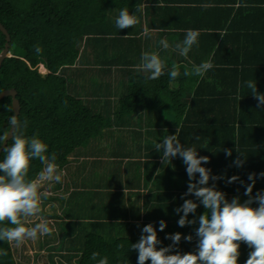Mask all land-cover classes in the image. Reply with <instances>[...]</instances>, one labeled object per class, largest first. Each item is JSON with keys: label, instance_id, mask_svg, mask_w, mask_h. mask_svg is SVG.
Here are the masks:
<instances>
[{"label": "trees", "instance_id": "trees-1", "mask_svg": "<svg viewBox=\"0 0 264 264\" xmlns=\"http://www.w3.org/2000/svg\"><path fill=\"white\" fill-rule=\"evenodd\" d=\"M142 1L0 0V22L11 36L10 56L0 66V92L16 89L20 102L17 119H27L26 136L39 133V138L48 146L46 155L56 154L60 170L70 171L71 158L76 155L101 157L104 153L100 146L102 138L113 135V128L124 126L128 123L127 117H133L139 110L161 112L160 122H157L160 137L156 141H146L147 156L152 159V169L147 174L150 179L140 180L135 173L125 175L123 181L118 179L125 177L113 174L107 185L105 181L102 189L94 190L90 195L93 201L86 204V216L83 215L85 207L80 203L77 213H65L61 199L65 196L71 199L76 194L79 198L85 197L88 190L84 166L80 164L77 171H72L78 180H72L73 192L62 196L48 194L45 199L59 200L61 211L48 215L64 218L57 223L62 229V239L52 248L57 251L63 245L69 253L67 258H75L74 264H95L91 260L93 252L107 256L109 264H137L138 252L128 249L148 223H154L157 229L161 241L158 248L172 243L165 238L167 234L180 232L181 241L173 252L197 250L195 229L199 226L198 219L196 224L180 227L178 220L183 213L175 212L184 199H195L191 195L183 197L189 179L186 165L178 156L159 161L161 152L154 148L155 143L175 134L176 127L180 129L181 143L195 145L198 155L209 157V163L203 166L210 168L213 175L225 177L216 181V185L229 200L237 195L241 202L246 200L248 175L264 171V106L257 108V99L245 85L250 73L260 74L257 90L264 93V66H259L264 60L254 55L257 52L264 54V6L251 4V1L259 3L263 0H163L165 7L162 8L156 7L157 3L147 4L144 18L148 28L166 29L169 34L180 36H185L188 29L199 30L198 43L191 48L198 64L205 59L203 52H212L210 60L215 66L203 77L186 76L174 90L168 89L169 72L173 64L178 63L166 67L159 79L146 81L149 73H142L139 68L140 45L134 41L130 45L122 43L130 40L136 30L134 27L119 30L115 25L122 8L127 7L130 13H135L136 5ZM209 5H213L210 8L213 23L209 25L206 17V25L199 24L198 17ZM184 12L187 17H183ZM240 18H246L245 26L236 23ZM253 18L258 19L259 24L248 25ZM126 33H130L128 39ZM219 33L225 35L221 37ZM204 38L211 39L208 49L204 47ZM5 43L6 36L0 30V52ZM34 46L41 51L37 53ZM129 50L134 53L132 56V53L127 55ZM242 56L256 57L257 60L250 61V64L257 63L255 68L248 67L249 61L245 59L240 61ZM40 63L47 69L45 73L40 72ZM118 67L122 68L123 79L112 73L105 76L108 70L110 73ZM182 68L179 65V69ZM238 86L239 95L243 97L240 101L236 98ZM12 115V97L6 96L0 100V136L8 133ZM196 136L199 139H195ZM11 143L9 139L7 145ZM237 145L246 158L243 167L239 168L232 164L238 155ZM223 149H232V156L226 157ZM116 153L119 157L128 154L121 148ZM4 155L1 151L0 160ZM116 160L113 170H117L123 161L121 158ZM43 167L38 159H32L28 178L37 179ZM106 169L112 170L108 166ZM233 175L240 179L226 183V178ZM149 183L152 187L147 186L148 189L140 193L138 188L143 185L145 188ZM212 183L210 179L209 184ZM56 186L60 183L54 188ZM257 191H264V178L259 176L252 194ZM256 206L254 203L253 207ZM204 211L203 205L198 204L195 214L189 213L188 219H193L194 215L198 218ZM161 219L166 221L163 231L159 230ZM11 226L7 221L0 224V227ZM189 234L193 239L184 240L183 237ZM121 244L123 248H118ZM0 249H6L8 253L0 255V264H19L12 245L0 241ZM250 251L246 243H240L238 264H245ZM53 256L50 254V260L57 264Z\"/></svg>", "mask_w": 264, "mask_h": 264}, {"label": "clouds", "instance_id": "clouds-1", "mask_svg": "<svg viewBox=\"0 0 264 264\" xmlns=\"http://www.w3.org/2000/svg\"><path fill=\"white\" fill-rule=\"evenodd\" d=\"M146 6V4L136 5L135 13H130L127 7L122 8L115 20L116 27L119 30L135 27L140 22V17L145 14ZM156 7H165L163 0H157ZM219 34L221 37L225 35V33ZM143 35H149L147 26L143 29ZM199 36V30H186L182 43L175 45L179 55L187 58L193 45L198 43ZM159 43L163 49L170 47L166 38L161 39ZM34 47L37 53L41 51L38 46ZM42 65L39 64L40 72ZM214 66L211 60L193 65L191 70L185 66L184 76L203 77ZM165 68V60L158 52L142 53L140 69L149 73L145 77L146 81L159 79L164 75ZM46 71L43 70L42 73ZM169 76L173 80L180 76L178 65L173 64ZM245 85L257 99V108L264 106V93L257 90L256 80L245 81ZM236 98L238 101L243 98L239 95V86ZM9 124L12 129L11 145L6 143L9 139L7 134L0 136V142H4L0 150L5 153L4 158L0 160V224L7 221L12 226L0 227V241L20 246L26 239L36 240L38 236L53 234V228L50 227L53 222L47 218L41 217L32 227H26L25 222L32 223L29 218L41 212L42 199L48 197L47 191H40L43 182L61 183L65 173L60 170L54 152L46 155L48 146L39 138V133L31 137L26 136L27 119L21 121L13 115ZM179 132L180 129L176 127L175 134L168 135L162 142L155 143L154 148L161 152L163 162L178 156L186 165L189 179L183 197L191 195L195 199H184L183 204L177 207L175 212L183 213L178 220L180 227L196 224L198 219L199 226L195 229L198 238L197 250L185 253L173 252L181 241L180 232L167 234L165 238L170 239L172 243L158 248L157 245L161 244V241L158 239L157 229L154 223H148L143 226L139 239L130 244L128 251L138 252L137 264H146L149 260L151 264H238L239 247L243 242L251 249L245 264H264V191L252 194L258 176L264 178V171L248 175L250 183L247 184L244 192L248 197L246 200L241 202L239 195L229 200L225 192L219 190L216 185V181L225 177L213 175L210 168L203 166L209 163V157L198 155L195 145L185 146L181 143ZM195 139H199V136ZM223 151L226 157L232 156V149H223ZM235 151L238 155L232 164L238 168L243 167L246 158L240 152L238 145ZM32 159H38L44 166L39 173V180L28 178ZM197 174H199L198 179ZM210 179L213 181L212 184H209ZM239 179L238 175H233L226 178V183L231 184ZM240 182L244 183V181ZM64 199H67V196ZM254 203L258 206L253 207ZM198 204H202L205 211L198 218L194 215L193 219L189 220V213L195 214ZM165 227L166 221L161 219L159 230L163 231ZM183 239L191 241L193 237L189 234ZM117 247L123 248V245ZM7 254L6 249H0V255ZM91 260L95 261V264H109L108 257H101L98 252L91 254Z\"/></svg>", "mask_w": 264, "mask_h": 264}, {"label": "crops", "instance_id": "crops-1", "mask_svg": "<svg viewBox=\"0 0 264 264\" xmlns=\"http://www.w3.org/2000/svg\"><path fill=\"white\" fill-rule=\"evenodd\" d=\"M252 2L253 1H251V4H255L254 6H259V7L264 6V0L259 3H256V1H254L255 3H252ZM155 3H157L155 0H143L142 1V4H146V5L147 4L153 5ZM209 6L210 7H205V10H203L202 13L200 14L201 16L198 17L199 24L206 25V17L209 19L208 20L209 25L213 23L212 22L213 18L210 19L211 17L210 8H213L212 7L213 5H209ZM183 17H187L185 12L183 14ZM245 19L246 18H240V21L238 20L239 22L236 21V23H239L240 26L241 25L245 26L244 24ZM217 21L218 20L215 19L214 22L217 23ZM256 23H258V19L253 18V20H251V22L248 25H255ZM145 26L147 25H146V21L143 15L140 22L137 25H135L134 30H136V32H134L133 35L130 36V40H124L122 41V43L123 45L125 44L130 45V43L134 41V43L138 44V46L140 45L141 47L140 55H142V53L146 51L147 52H152V51L158 52L161 58L165 60L166 67H169V65H171L174 62L178 63V66L179 65L183 66V68L180 70V76L178 78L174 80L173 79L168 80V89L174 90L175 88L179 87V83L181 79L185 80L187 78L186 76H184V70H185L184 67L187 66L188 69L191 70L193 65H199L194 59V57H196L193 54L194 50L193 49L190 50L187 58L180 56L178 51L175 48V45L177 43H182L184 39V35L180 36V35L169 34L170 32L166 29L163 30V29H150L149 28V35L145 36L143 35V29ZM128 35H130V33L129 34L126 33V37H125L126 39H128L127 38ZM164 38H166L169 42L170 47L168 49H163L159 43V41ZM262 38L264 39V37ZM262 42H264V40ZM210 43H211V39L205 40L204 38V47L206 49H208V47L210 46ZM130 53H132L131 56L134 54L133 52L129 50L127 55H129ZM211 54L212 52L211 53L203 52L202 56L205 58L204 61L210 60ZM254 55L264 60V54L260 55L257 52V53H254ZM134 56L138 57V55H134ZM246 57L247 56H242L240 61L245 59L244 61H249V63H247V65H249L248 67L255 68L254 66H256L257 63H255L254 61L253 64H250V61L257 60V58L254 56H251L249 58L248 57L246 58ZM140 60H141V57H140ZM140 65H139V68H140ZM262 65L264 66V62L259 64V66H262ZM121 69H122L121 67L111 69L113 71H111L110 73L108 70L107 75L105 76L108 77L109 74L112 73L111 75L117 76L119 77V79H123L124 75L120 72ZM142 73H146V72L142 71ZM105 76H103L104 79H105ZM259 76L260 74H255L252 72L248 75V78L249 80L254 79L258 81L257 77ZM160 119H161V112L152 111L148 109H141L138 111V113L133 114V117L132 116L127 117L128 123H126L124 126L119 125V127L113 128L114 129L113 135L110 136L109 134L108 136H104L102 138V144L100 146L102 147V150L104 153L102 154L101 157L95 156L93 154H88L86 156L76 155V158L75 157L71 158V162H70L71 173L70 171H67L66 169L63 170L65 175L62 177V182L60 183V186H56L57 187L55 188L56 191L61 189L59 191H64L65 193L64 195L71 194L73 192L74 185L72 183V180L74 179L76 180L75 178L76 176L75 174H72V171L73 170L77 171V168H80V164H83L84 166L83 176L86 177L87 183H89V185L85 188H87L91 192H94V190L102 189L101 187L102 185H99V184L96 185L93 183L91 174L95 172H91V170L93 168H96L97 164H101V165L106 164L109 168L112 169L115 162L117 161L116 159H119V158L123 160L122 162H120V166L122 165V168L125 170L124 172L125 175L129 176L132 174L134 175L136 173L140 180L150 179V177H148L149 175L147 174L150 171V168L152 169V167L150 166L152 159L147 156L149 152V148H147L146 141L147 140L156 141L160 137L161 133L158 131L159 126L157 124V122H160ZM120 148L122 149L123 152L128 153V154L124 155L123 157H119L120 156L118 155L119 153H116V152H119ZM159 161H162L161 157L159 158ZM89 180H92V181L89 182ZM55 184L57 185V183ZM143 186L142 188L141 187L138 188L140 190V193H143L144 189L146 190L148 189V187L149 188L152 187L151 183H149V185H146L145 188H143Z\"/></svg>", "mask_w": 264, "mask_h": 264}, {"label": "rangeland", "instance_id": "rangeland-1", "mask_svg": "<svg viewBox=\"0 0 264 264\" xmlns=\"http://www.w3.org/2000/svg\"><path fill=\"white\" fill-rule=\"evenodd\" d=\"M43 70L46 71L45 67L42 65L41 72H43ZM106 166H107L106 164H102V165L97 164L96 168H93L91 170V172H95V173L91 174V178H92L94 184H96V185L99 184V185H102L104 187L105 181H106V185H107L109 183V181L111 180V177H113L112 176L113 174L116 175V177H119V176L125 177V173H124L125 170L122 168V165L119 166L117 170L106 169ZM126 177L125 178H119L118 180L122 179L124 181L126 179ZM37 180H39V177L37 178ZM54 185H55L54 182L49 183V182L45 181V182H43V185H42L40 191H47L48 194H55L58 196H62L65 194L64 191H59L61 189H59L58 191L55 192L56 189L54 188ZM104 190H105V188L102 191H104ZM93 194H94L93 192L87 190L85 197L79 198L78 195L76 194L71 199L62 198L61 199L62 211H64L65 213H66V211H68L69 213H77L78 211L76 208L80 203V204H82V206L85 207L86 212L83 215L86 216V213H87L86 204H91L90 202L93 201V199L90 195H93ZM104 199H105L104 201H107L106 198H104ZM40 207H41V212L38 213L36 216L30 217L29 219L31 220L32 223L25 222V226L26 227H32V226H34L35 223L39 222L41 217H44V218H47L53 222L52 224H50V227L53 228V234L50 236H38V238L36 240L26 239L25 242L20 246H17L15 243H13L12 248L14 250V255H15V258L17 259V262L19 264H56V263H52L50 260V254H53L54 255L53 259H55V261H58L57 264H62L60 262H63V264H65V263L66 264H74L75 258H71V259L67 258V255L69 253L66 252V250L62 248L63 245L57 251H56V249L52 248L53 245L55 246L56 244H58V242H60V239H62V237H61L62 236V229H61V226H59L57 223H59V221L64 220V218L60 217V219H58L57 217L49 216L48 213L53 212V211H56V212L61 211L59 200H57V199H52V200L42 199V203H41ZM64 212H63V214H65ZM80 212H81V210H80ZM81 213H83V212H81ZM79 231H81V230H79ZM81 232L83 233L84 231H81ZM65 242H66V240L62 244H64ZM61 259H62V261H61Z\"/></svg>", "mask_w": 264, "mask_h": 264}, {"label": "water", "instance_id": "water-1", "mask_svg": "<svg viewBox=\"0 0 264 264\" xmlns=\"http://www.w3.org/2000/svg\"><path fill=\"white\" fill-rule=\"evenodd\" d=\"M0 30L6 36L5 46H4L3 50L0 52V66H1L2 61L6 57L10 56V53H9V42H10L11 36H10L8 30L4 27V25L1 22H0ZM6 96H11L12 97L13 115H15L18 118V115L20 113V102H19V99L17 98L16 89L15 88H9V89H5V90L0 92V100L2 98L6 97ZM11 132H12V129L10 127V129H9V131L7 133V135L9 136V139L11 138ZM8 140L6 141V143L8 142ZM3 144H4V142L2 143L0 148H2ZM1 151L2 150H0V153H1Z\"/></svg>", "mask_w": 264, "mask_h": 264}]
</instances>
